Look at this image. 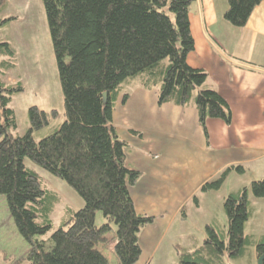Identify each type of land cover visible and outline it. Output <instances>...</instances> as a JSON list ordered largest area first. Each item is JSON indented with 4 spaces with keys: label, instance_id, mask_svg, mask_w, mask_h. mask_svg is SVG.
I'll return each mask as SVG.
<instances>
[{
    "label": "trees",
    "instance_id": "trees-1",
    "mask_svg": "<svg viewBox=\"0 0 264 264\" xmlns=\"http://www.w3.org/2000/svg\"><path fill=\"white\" fill-rule=\"evenodd\" d=\"M192 1L42 0L65 120L38 142L32 133L47 125L48 113L36 106L28 110L29 130L11 134L17 125L9 102L22 88L1 80L14 67L15 57L8 42L0 43V195L5 196L18 232L29 243L28 252L13 264H110L97 245L107 241L112 223L118 263L137 262L139 231L155 222V217L136 211L131 198L130 189L140 172L126 166L127 143L118 138L112 121L120 84L138 79L137 86L157 88L159 104L185 106L192 101L205 134L209 117L231 120L224 98L205 84L207 73L186 61L194 47L188 16ZM260 1L227 0L225 20L244 26ZM5 2L0 0V10ZM13 18H1L0 26ZM126 99L125 94L122 101ZM25 158L66 181L84 202L50 234V244L39 237L52 229L54 201L41 188L37 173L25 166ZM232 170L243 172V167L227 166L203 182L199 191L219 189ZM249 190L264 197V178L224 198L227 242L223 230L205 225L203 243L178 250L177 264H225V255L238 259L249 244H254L256 258L264 254V236L254 240L244 234L250 214ZM100 210L105 221L97 225L95 214Z\"/></svg>",
    "mask_w": 264,
    "mask_h": 264
},
{
    "label": "crops",
    "instance_id": "crops-1",
    "mask_svg": "<svg viewBox=\"0 0 264 264\" xmlns=\"http://www.w3.org/2000/svg\"><path fill=\"white\" fill-rule=\"evenodd\" d=\"M227 6V0L191 2L194 47L186 61L207 73L205 84L228 105L229 123L209 117L205 134L192 101L159 104L157 88L134 85L125 102L118 96L113 105L115 132L127 143L125 164L140 172L130 189L140 213L175 207V217L179 206L191 205L203 182L227 166L241 165L251 180L264 178V0L239 27L225 20ZM151 238L148 247L156 243ZM143 255L141 264H147L151 252Z\"/></svg>",
    "mask_w": 264,
    "mask_h": 264
},
{
    "label": "rangeland",
    "instance_id": "rangeland-1",
    "mask_svg": "<svg viewBox=\"0 0 264 264\" xmlns=\"http://www.w3.org/2000/svg\"><path fill=\"white\" fill-rule=\"evenodd\" d=\"M5 1V5L0 10V20L12 16L14 18L1 24L0 43L8 42L13 50L15 63L1 80L12 86L19 83L22 88L12 95L9 102L17 125L11 130V134L23 135L29 130L31 125L28 110L31 106H36L48 113L47 125L32 133L34 140L38 142L41 138L52 134L65 120L64 100L46 13L42 0ZM164 61L167 62V59ZM127 81L129 79L120 84L118 96L121 98L129 94L138 79ZM24 164L37 173L41 188L50 192L51 200L54 201V209L51 213L52 229L39 237L50 244V234L71 215L69 214L71 211L83 207L84 202L66 181L52 175L31 159L25 158ZM228 175L219 189L196 191L194 195L199 204H196L192 198L191 205L188 203L185 204L186 206H181L184 214L181 213L180 206L175 217L171 216L175 207L162 208L164 212H159L158 208L146 209V213L142 212L156 218L154 223L147 224L139 231L141 254L134 264H141L144 259L143 254L147 251L152 255L148 258L147 264H177L179 256L177 251L184 247L193 248L201 245L207 236L205 225L208 224L223 230L227 242L228 219L223 208L224 198L228 193L244 186L249 188L253 181L249 172L234 170ZM247 195L250 214L243 226L244 234L251 235L256 240L264 236V197H256L250 190ZM164 213H167L168 217L164 216ZM104 221L103 212L96 211L95 224L101 225ZM111 228L112 230L106 234L107 241L98 244L97 247L108 258L110 264H119L113 246L116 240L114 223ZM152 236L156 243L148 247V240H151ZM28 250L29 243L18 232L13 217L9 214L5 196L0 195V264H13L14 261L23 258ZM245 252L238 259L225 255V264H258L254 244H249Z\"/></svg>",
    "mask_w": 264,
    "mask_h": 264
},
{
    "label": "water",
    "instance_id": "water-1",
    "mask_svg": "<svg viewBox=\"0 0 264 264\" xmlns=\"http://www.w3.org/2000/svg\"><path fill=\"white\" fill-rule=\"evenodd\" d=\"M105 96V94H103ZM264 258V254L261 255V257L258 258L257 263L261 264L262 259Z\"/></svg>",
    "mask_w": 264,
    "mask_h": 264
}]
</instances>
